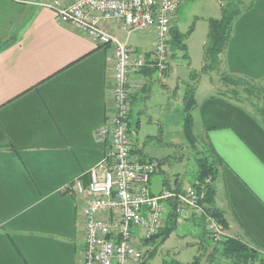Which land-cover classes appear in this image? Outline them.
Segmentation results:
<instances>
[{
	"label": "crops",
	"instance_id": "obj_1",
	"mask_svg": "<svg viewBox=\"0 0 264 264\" xmlns=\"http://www.w3.org/2000/svg\"><path fill=\"white\" fill-rule=\"evenodd\" d=\"M55 1L68 6L73 0H0V264H83L86 198L73 184L86 185L87 173L106 152L108 139L97 133L113 106V51L60 23L45 6ZM242 1L220 65L264 92V0ZM219 16L220 11L201 14ZM109 31L149 59L152 32L132 37L120 25ZM171 54L165 73L146 67L129 76L131 146L142 159L157 161V172L167 158L154 156L157 147L174 150L176 161L188 165L179 151L187 146L183 97L191 82L172 70ZM200 81L194 87L192 131L200 151L209 147L219 161L213 206L226 223L223 238L264 260V125L257 110L218 92L211 79L203 88ZM187 174L176 171L172 184L158 187L150 180L151 193L186 189L192 183L184 184ZM165 208L164 225L168 203ZM178 220L193 236L192 257L199 255L193 264H209L216 250L207 249L201 220L191 215Z\"/></svg>",
	"mask_w": 264,
	"mask_h": 264
},
{
	"label": "built area",
	"instance_id": "obj_2",
	"mask_svg": "<svg viewBox=\"0 0 264 264\" xmlns=\"http://www.w3.org/2000/svg\"><path fill=\"white\" fill-rule=\"evenodd\" d=\"M181 0H73L45 5L57 20L113 51L111 75L112 111L100 140L108 139L102 161L88 175L86 185L74 189L86 198L83 264H144L145 242L163 228L166 204L173 203L177 218L191 215L201 220L206 235L218 245L222 228L202 204L203 186L198 180L182 191L163 189L153 195L150 180L158 162L133 152L129 135V76L146 67L167 71L171 54V28ZM120 25L126 33L152 32L155 43L149 59L135 55L128 45L109 31Z\"/></svg>",
	"mask_w": 264,
	"mask_h": 264
},
{
	"label": "rangeland",
	"instance_id": "obj_3",
	"mask_svg": "<svg viewBox=\"0 0 264 264\" xmlns=\"http://www.w3.org/2000/svg\"><path fill=\"white\" fill-rule=\"evenodd\" d=\"M213 1H215V4ZM216 2L217 0H181L178 17H176L174 27L179 31L180 35L184 36L182 44L186 47V51L179 48L171 51L173 54L172 70L178 77L181 78V80H189L190 73L195 71L197 74L196 82H198L199 79L201 80L200 87L203 88L205 85L209 86L211 79V81L215 83V86H217L218 92L240 99L253 112L256 110H262L264 109V94L262 89L257 84L248 80L227 75L221 65H219V67L215 70L201 72L204 65V44L207 38L208 20L220 18L201 17V14L205 12H214V14H217L218 16L220 5L216 4ZM140 35L141 32H132V37H138ZM185 56H187L188 59ZM258 118L261 120L260 115ZM131 121L134 126L133 117ZM185 146L186 149L182 148L183 145H181L179 152L182 154L181 158H187L185 160H187L186 162L189 167L188 165H185V162L183 161L184 158H182L183 163L176 161L177 155H175L174 150L172 151L168 148L160 149L157 147V149L152 151L154 156L158 157V159L167 157L164 159L166 162L162 165L163 167L161 171H156V173L151 177L153 187L160 186L164 181L172 184V180L174 178L173 175L176 171L183 172L187 170L188 174L187 178L184 180V184L190 183L196 178V161L198 157H200V155H198L200 152L199 145H196L195 143L194 147H192L185 140ZM194 231H197V227L193 228V233ZM188 232L189 230L184 228L183 224H180V220H178L177 224H175L174 228L165 239L164 237L156 238L153 242L142 249L145 251V255L148 250H154V254L147 260L146 264H193L194 260L197 261L199 255H197L196 259L192 257V255L196 253V247L192 246L190 243L192 242L190 239L193 238V236ZM205 234L202 238L208 241L206 242L207 249L210 250L212 247H217L213 240ZM218 249L216 248L215 253H213V260L207 261V263L232 264L233 261L231 262L228 257H226L228 258L227 260L221 259L218 262L220 259ZM209 259L211 258H208V260ZM243 264H264V260L258 256L257 260L252 261L251 263L249 262Z\"/></svg>",
	"mask_w": 264,
	"mask_h": 264
},
{
	"label": "trees",
	"instance_id": "obj_4",
	"mask_svg": "<svg viewBox=\"0 0 264 264\" xmlns=\"http://www.w3.org/2000/svg\"><path fill=\"white\" fill-rule=\"evenodd\" d=\"M252 3V2H251ZM220 5V18L208 20V32L206 42L204 44V65L201 72L215 70L220 65V57L224 53L227 43L231 37L232 26L236 18L240 15L243 8L242 0H219ZM171 49H182L186 51V47L182 44L184 38L180 35L179 31L175 28H171ZM187 59L188 57L185 56ZM197 80V74L195 71L190 73V84L185 85L183 104H184V118H183V133L185 140L194 146L196 139L193 136V122L191 117V110L194 106V87ZM245 80V79H244ZM263 91V90H262ZM264 94V92H263ZM257 116L261 117V122L264 125V109L257 110ZM200 157H198L197 164V175L195 180H198L203 186V199L202 204L206 206V212L212 216L222 229L226 227V223L222 217V214L213 206L214 202V189L212 186L213 181L217 175L218 159L212 149L209 147L203 148L200 151ZM169 210L167 213V219L164 227L159 233L153 236L149 241L145 242L144 245H148L153 242L156 238L164 237L169 235L170 231L176 224V215L173 209V203L168 202ZM219 246V249H218ZM220 257H228L233 260L234 264L251 263L258 259L255 251L247 249L240 242L223 238V240L217 245ZM214 249V250H215ZM154 250H148L146 252L145 263L152 257Z\"/></svg>",
	"mask_w": 264,
	"mask_h": 264
}]
</instances>
